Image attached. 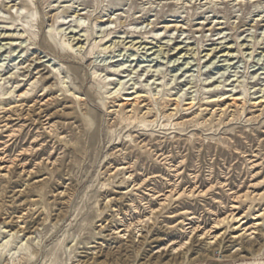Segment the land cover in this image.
Here are the masks:
<instances>
[{
  "label": "rangeland",
  "instance_id": "1",
  "mask_svg": "<svg viewBox=\"0 0 264 264\" xmlns=\"http://www.w3.org/2000/svg\"><path fill=\"white\" fill-rule=\"evenodd\" d=\"M261 100L264 0H0V264H264Z\"/></svg>",
  "mask_w": 264,
  "mask_h": 264
},
{
  "label": "bare ground",
  "instance_id": "2",
  "mask_svg": "<svg viewBox=\"0 0 264 264\" xmlns=\"http://www.w3.org/2000/svg\"><path fill=\"white\" fill-rule=\"evenodd\" d=\"M227 56V55H226ZM33 98H34V96H33ZM128 99H133V100H137V98H130V97H128ZM236 99L237 98H232V103H235V101H236ZM41 100H43V99H41ZM40 100V101H41ZM40 101H36V104H38ZM46 101V100H45ZM260 102H264L263 100H261ZM35 104V105H36ZM40 104H44L43 102L42 103H40ZM34 105V104H33ZM31 106V105H30ZM48 118V117H47ZM46 118V119H47ZM50 118V117H49ZM264 212V211H263ZM263 212H260V214H258V216L260 217L259 218V220L263 217V215H264V213ZM230 218H232V219H235L237 222H238V226H243L246 222L244 221V217H231L230 216ZM227 219H229V218H227ZM258 219V218H257ZM264 221V220H263ZM256 224H258V225H260V226H262L263 225V223H262V221L259 223H257L256 222ZM244 229V228H243ZM210 236V235H209Z\"/></svg>",
  "mask_w": 264,
  "mask_h": 264
}]
</instances>
